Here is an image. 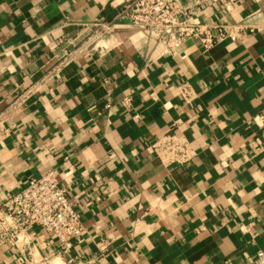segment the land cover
<instances>
[{
	"label": "crops",
	"instance_id": "1",
	"mask_svg": "<svg viewBox=\"0 0 264 264\" xmlns=\"http://www.w3.org/2000/svg\"><path fill=\"white\" fill-rule=\"evenodd\" d=\"M129 1L0 0V205L53 170L84 227L69 257L34 228L0 264H254L264 250V0L210 5L192 21L237 38L178 54L118 22ZM102 21L106 49L83 50ZM67 46L83 51L58 67ZM167 133L191 162L153 155Z\"/></svg>",
	"mask_w": 264,
	"mask_h": 264
},
{
	"label": "built area",
	"instance_id": "2",
	"mask_svg": "<svg viewBox=\"0 0 264 264\" xmlns=\"http://www.w3.org/2000/svg\"><path fill=\"white\" fill-rule=\"evenodd\" d=\"M217 1L188 0L183 4L182 0H130L120 9L116 18L119 23L125 22L160 44L163 53L178 54L182 45L190 39H197L202 50L206 51L226 37L237 38L232 32L225 34L218 31V34L213 35L209 27L192 21L193 17ZM95 25L96 28L87 39L92 40L83 50H95L98 43L109 34L111 26L106 21ZM104 49L106 46L99 47L100 51ZM83 50L80 47L63 48V58L58 67L67 65ZM54 74L49 73L47 79H51ZM177 91L188 104L196 97L188 83L178 85ZM27 92L32 93V90ZM128 101L125 99L124 103L128 105ZM254 120L264 125V103ZM150 148L156 158L168 164L184 165L196 156L190 141L175 133L159 136L151 142ZM74 206L53 170H48L39 178L29 179L21 191L9 194L0 205V250L27 249L30 245L28 231L40 228L57 240L59 253L69 257L74 242L79 241L84 233L81 217ZM68 261L74 264L71 258ZM254 264H264V250L256 251Z\"/></svg>",
	"mask_w": 264,
	"mask_h": 264
},
{
	"label": "bare ground",
	"instance_id": "3",
	"mask_svg": "<svg viewBox=\"0 0 264 264\" xmlns=\"http://www.w3.org/2000/svg\"><path fill=\"white\" fill-rule=\"evenodd\" d=\"M55 261H56V260H55ZM55 261H54V262H55ZM55 264H58V263L55 262Z\"/></svg>",
	"mask_w": 264,
	"mask_h": 264
}]
</instances>
